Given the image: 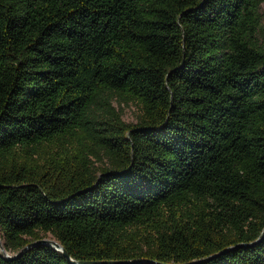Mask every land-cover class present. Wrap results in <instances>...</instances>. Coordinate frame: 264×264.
Listing matches in <instances>:
<instances>
[{
    "label": "trees",
    "instance_id": "obj_1",
    "mask_svg": "<svg viewBox=\"0 0 264 264\" xmlns=\"http://www.w3.org/2000/svg\"><path fill=\"white\" fill-rule=\"evenodd\" d=\"M263 3L0 0L5 250L51 235L81 261L264 264V238L241 245L264 228ZM0 264L70 263L37 244Z\"/></svg>",
    "mask_w": 264,
    "mask_h": 264
},
{
    "label": "rangeland",
    "instance_id": "obj_2",
    "mask_svg": "<svg viewBox=\"0 0 264 264\" xmlns=\"http://www.w3.org/2000/svg\"><path fill=\"white\" fill-rule=\"evenodd\" d=\"M260 13L262 14L263 18H262V23H264V3L261 5V9H260ZM111 105L112 107L115 108V110L117 112L121 113V118L124 122L126 123H136L142 113L141 110V106L139 105V103L135 100H127L126 98H122L121 96H117L115 95L112 99H111ZM72 143L66 142V141H55L53 143L50 144H46L41 146L38 149V153L42 156V157H50L52 155H55L57 153L58 157L59 155H61V150L59 149V147L57 146L59 144V142H64V143H68V151H75L77 150V143L75 141H73V139H71ZM64 151V150H62ZM95 162V161H94ZM108 163V159L104 158L102 163L97 161L96 165H101V164H106ZM145 227L140 226L138 228V235L139 236H134L131 239H129L130 242L136 243L137 245H142L143 241L141 240V238L139 239V237H143V236H147L148 234L145 233ZM149 237V236H147ZM46 238L48 239H53L51 237V235L47 236Z\"/></svg>",
    "mask_w": 264,
    "mask_h": 264
},
{
    "label": "water",
    "instance_id": "obj_3",
    "mask_svg": "<svg viewBox=\"0 0 264 264\" xmlns=\"http://www.w3.org/2000/svg\"><path fill=\"white\" fill-rule=\"evenodd\" d=\"M263 238H264V228H263L261 234L259 235V237L255 241H253L251 243H248V244L243 243L241 245L250 247V246H253L255 243L259 242L260 240H262ZM37 244H48V245H51L53 248H55L56 250L61 252L62 255L66 258V260L70 264H127V263H139V262H144V263H149V264H196L197 262H201L203 260H206V259H209V258L215 256V255H212V256L204 258V259L192 260V261L184 262V263H173V262H171V263H162V262H159L157 260L143 259V258L134 259V260H131V261H113V260H111V261H81V260H75L72 257H70L68 255V253L65 251V249L62 247V245L59 242H57L55 239H48V238H43V239H40V240L33 241V242L29 243V244L24 246L20 251H18L14 255L9 254V252H7L5 250L4 245H3V241L0 239V252L7 258H16V257L20 256L28 248H30V247H32L34 245H37ZM228 249H230V248H228ZM228 249H226V250H228Z\"/></svg>",
    "mask_w": 264,
    "mask_h": 264
}]
</instances>
